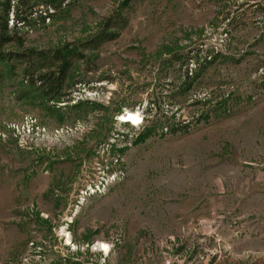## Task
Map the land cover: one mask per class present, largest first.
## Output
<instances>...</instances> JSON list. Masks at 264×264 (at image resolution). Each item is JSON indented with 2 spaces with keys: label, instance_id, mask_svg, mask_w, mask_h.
<instances>
[{
  "label": "rangeland",
  "instance_id": "1",
  "mask_svg": "<svg viewBox=\"0 0 264 264\" xmlns=\"http://www.w3.org/2000/svg\"><path fill=\"white\" fill-rule=\"evenodd\" d=\"M68 1L48 19L24 0L1 50L88 39L123 0ZM124 15L74 65L67 102L18 100L20 65L0 82V264H264L235 251L264 250V0H132ZM208 51L219 57L182 92L171 58ZM154 98L177 131L143 132ZM130 112L140 122L120 123Z\"/></svg>",
  "mask_w": 264,
  "mask_h": 264
},
{
  "label": "trees",
  "instance_id": "2",
  "mask_svg": "<svg viewBox=\"0 0 264 264\" xmlns=\"http://www.w3.org/2000/svg\"><path fill=\"white\" fill-rule=\"evenodd\" d=\"M24 0H3L1 4L0 14V82L5 77H15L17 75V67L20 65V73L22 78L20 84L23 85L22 90L17 95V99L31 103L39 101L40 104L48 106H56L59 103L67 102L68 93L63 92V87L69 77V73L73 69L74 65L82 61H90L87 53L97 51L103 44L114 41L119 37L121 30L127 25V19L125 10L127 6H123L122 2L119 4L116 11L106 18L102 24H100L98 31L89 37L88 39L77 41L76 43H66L60 47L46 50H36L25 48L19 51L1 50V47L5 44H9L15 41L14 36L9 33L16 30L18 26L24 25L26 21L25 17H19V4H25ZM35 1L31 3L30 9L35 5H44L46 7L44 18H51L53 15L62 10L63 6L70 5L68 0H31ZM75 1V0H74ZM13 2H17L16 5ZM54 11L48 13L49 10ZM15 13V20H13L11 27H9V13ZM43 18V19H44ZM21 24V25H19ZM218 53L206 52V56L199 57V52L192 55L187 52L185 56L172 57V61L182 63L186 66L184 71L183 83L181 84V91H189L192 84H194L204 70L217 58ZM193 64V70L189 69V65ZM161 92V91H160ZM159 96H162L161 93ZM157 99V97H156ZM154 98L150 102L151 108H148V115L153 112V120L150 124V129H144L143 132H156L160 129L162 132L165 129L169 132L177 131L174 125L169 124L170 117L168 113L170 110L163 107V105H157V101ZM82 102L74 104L77 107ZM89 103V102H84ZM159 100V104H162ZM94 104V103H93ZM97 105V104H95ZM186 125V124H185ZM66 264V260L63 261Z\"/></svg>",
  "mask_w": 264,
  "mask_h": 264
},
{
  "label": "crops",
  "instance_id": "3",
  "mask_svg": "<svg viewBox=\"0 0 264 264\" xmlns=\"http://www.w3.org/2000/svg\"><path fill=\"white\" fill-rule=\"evenodd\" d=\"M178 219H180V218H178ZM254 247L257 249L256 250L258 252L257 254H264V250H263L262 245H259L256 247V244H254L253 242H249V241H247V239H242L240 241L239 245L237 246V248H235L236 255L246 257V255L249 254V252H251V250L254 249ZM217 250H220L219 246H217L213 251H217ZM214 256H216V255L211 256V258L209 257L210 258L209 264H218L219 263V260L215 259ZM202 264H207V262L204 261V262H202Z\"/></svg>",
  "mask_w": 264,
  "mask_h": 264
},
{
  "label": "bare ground",
  "instance_id": "4",
  "mask_svg": "<svg viewBox=\"0 0 264 264\" xmlns=\"http://www.w3.org/2000/svg\"><path fill=\"white\" fill-rule=\"evenodd\" d=\"M124 116H126V117H124V121L125 122H131V125L132 124L137 125L140 122L139 116L134 112L127 113ZM67 240H69V238ZM98 249L100 252H103L105 255H107L109 253V247H108V245H106L104 243H99Z\"/></svg>",
  "mask_w": 264,
  "mask_h": 264
},
{
  "label": "built area",
  "instance_id": "5",
  "mask_svg": "<svg viewBox=\"0 0 264 264\" xmlns=\"http://www.w3.org/2000/svg\"><path fill=\"white\" fill-rule=\"evenodd\" d=\"M213 255H215V254L212 253V256H213ZM198 257H199V259H198V262H199V263H202V262L206 261V260L209 258V256L206 257L205 259H204L203 256H198ZM164 264H182V263L178 260L177 257H169V258L164 262Z\"/></svg>",
  "mask_w": 264,
  "mask_h": 264
},
{
  "label": "water",
  "instance_id": "6",
  "mask_svg": "<svg viewBox=\"0 0 264 264\" xmlns=\"http://www.w3.org/2000/svg\"><path fill=\"white\" fill-rule=\"evenodd\" d=\"M131 1H132V0H123V1H122V5H123V6H127V5H129V4L131 3Z\"/></svg>",
  "mask_w": 264,
  "mask_h": 264
}]
</instances>
